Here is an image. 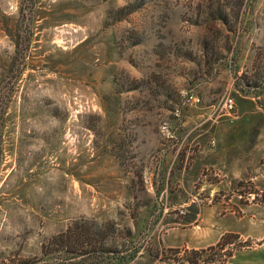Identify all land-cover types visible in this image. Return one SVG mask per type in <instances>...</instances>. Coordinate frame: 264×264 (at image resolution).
Instances as JSON below:
<instances>
[{"label":"rangeland","instance_id":"374dc122","mask_svg":"<svg viewBox=\"0 0 264 264\" xmlns=\"http://www.w3.org/2000/svg\"><path fill=\"white\" fill-rule=\"evenodd\" d=\"M209 246L264 264V0H0V264Z\"/></svg>","mask_w":264,"mask_h":264},{"label":"trees","instance_id":"16d2710c","mask_svg":"<svg viewBox=\"0 0 264 264\" xmlns=\"http://www.w3.org/2000/svg\"><path fill=\"white\" fill-rule=\"evenodd\" d=\"M71 231V229L69 228ZM228 237H234L230 233H226L222 236L220 242L216 244L217 247L223 248L226 243L231 242ZM158 245L160 246L159 242ZM161 247V246H160ZM215 247L209 246L205 249L194 250H178L176 248H162L160 252H156L153 256V264H170L172 260L175 264H229L227 258H222L221 254L214 252ZM226 256H231V252L227 250Z\"/></svg>","mask_w":264,"mask_h":264},{"label":"built area","instance_id":"2783aa9c","mask_svg":"<svg viewBox=\"0 0 264 264\" xmlns=\"http://www.w3.org/2000/svg\"><path fill=\"white\" fill-rule=\"evenodd\" d=\"M193 96L191 95L190 96V99H192ZM223 107L226 109V110H231L232 107H233V98L230 97V96H226L223 100Z\"/></svg>","mask_w":264,"mask_h":264}]
</instances>
